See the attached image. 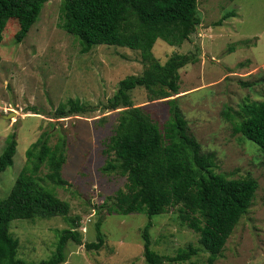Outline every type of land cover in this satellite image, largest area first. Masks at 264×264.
Segmentation results:
<instances>
[{"label": "rangeland", "instance_id": "374dc122", "mask_svg": "<svg viewBox=\"0 0 264 264\" xmlns=\"http://www.w3.org/2000/svg\"><path fill=\"white\" fill-rule=\"evenodd\" d=\"M61 3L48 1L21 43L15 38L18 20H9L4 30L0 156L14 132L18 149L14 164L0 173V200L14 187L27 160L26 150L53 125L67 136L63 175L78 194L64 187L56 190L70 202L71 214L81 216L84 242H93L100 218L98 205L124 188L127 180L102 171L104 149L120 116L119 110L105 106L119 82L141 74L145 64L140 51L125 46L100 44L82 53L79 38L60 26ZM229 11L236 15L218 24ZM199 13L202 22L188 40L179 46L158 40L154 54L166 63L175 53L198 52L200 61L180 70V93L175 97L203 149L216 152V172L229 178L253 176L259 188L249 212L224 241L217 242L203 222L181 209V203L154 215L153 249L169 256L191 245L198 249L187 261L166 260L164 264H264V152L234 131L244 116L243 106L264 99L263 82L253 87L242 84L259 78L264 70V0H199ZM132 95L134 103L163 130L170 117L168 101H149L144 87L134 89ZM70 99H80L92 111L55 117L56 108ZM148 220L145 211L107 214L102 224L105 245L89 251L85 245L69 242L64 264H147L142 230ZM68 227L63 216L13 220L11 232L20 240L18 256L28 263L48 259L55 252L59 233Z\"/></svg>", "mask_w": 264, "mask_h": 264}, {"label": "trees", "instance_id": "16d2710c", "mask_svg": "<svg viewBox=\"0 0 264 264\" xmlns=\"http://www.w3.org/2000/svg\"><path fill=\"white\" fill-rule=\"evenodd\" d=\"M48 1L0 0V62L9 20H18L20 28L15 38L21 43ZM235 15L233 11L226 12L218 24ZM201 22L199 0H62L60 26L79 38L82 53L100 44L125 46L140 51L145 64L141 74L129 75L119 82L105 106L119 110L120 116L104 149L102 171L120 174L127 180L124 188L98 205L97 239L84 242L79 229L81 216L71 214L70 202L56 190L64 187L78 194L63 175L68 158L67 136L53 125L44 130L26 150V163L10 194L0 200V264H64L69 242L85 245L89 251H98L105 245L102 224L107 214L140 211L149 216L142 230L147 264L187 261L198 253L193 245L179 249L175 256L161 255L153 249L151 238L152 217L180 203L183 211L206 225L217 242L233 235L255 200L259 182L253 176L229 178L216 172V152L203 149L175 97L180 93V70L199 62L198 52L175 53L162 63L153 51L158 40L182 45ZM258 82L264 83V70L259 78L242 84L253 87ZM138 87L148 91L149 101H168L170 117L163 130L142 106L134 103L132 92ZM88 111L92 107L80 99H70L56 108L55 117ZM243 112L234 131L264 152V99L245 104ZM6 142L0 156V173L14 164L16 132ZM57 216H63L70 227L59 233L54 254L37 263L20 258V240L12 234L11 222Z\"/></svg>", "mask_w": 264, "mask_h": 264}, {"label": "water", "instance_id": "95a60500", "mask_svg": "<svg viewBox=\"0 0 264 264\" xmlns=\"http://www.w3.org/2000/svg\"><path fill=\"white\" fill-rule=\"evenodd\" d=\"M5 117H9V115H4Z\"/></svg>", "mask_w": 264, "mask_h": 264}]
</instances>
